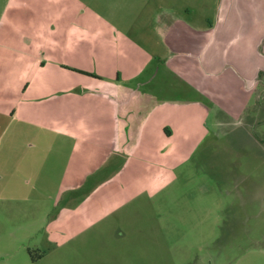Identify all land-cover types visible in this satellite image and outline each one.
<instances>
[{
  "label": "rangeland",
  "instance_id": "374dc122",
  "mask_svg": "<svg viewBox=\"0 0 264 264\" xmlns=\"http://www.w3.org/2000/svg\"><path fill=\"white\" fill-rule=\"evenodd\" d=\"M23 1L0 0V17L37 8ZM152 1L214 33L208 65L240 69L242 82L218 85L210 117L172 141L143 140L136 117L140 139L124 136L104 158H78L79 145L39 127L6 132L0 264H264V0Z\"/></svg>",
  "mask_w": 264,
  "mask_h": 264
},
{
  "label": "crops",
  "instance_id": "0c3cea01",
  "mask_svg": "<svg viewBox=\"0 0 264 264\" xmlns=\"http://www.w3.org/2000/svg\"><path fill=\"white\" fill-rule=\"evenodd\" d=\"M33 1L34 10L9 6L0 17L1 23L9 14L0 39V137H12L15 127H39L53 135L47 139L79 145L72 146L78 158H104L119 154L124 136L140 139L131 122L144 116L143 140L172 141L185 125L210 117L205 99H219L218 85L244 76L240 69L209 66L205 54L216 35L168 13L167 20L152 0L23 5ZM178 89L181 96L170 97ZM9 200L0 196L1 203Z\"/></svg>",
  "mask_w": 264,
  "mask_h": 264
},
{
  "label": "trees",
  "instance_id": "16d2710c",
  "mask_svg": "<svg viewBox=\"0 0 264 264\" xmlns=\"http://www.w3.org/2000/svg\"><path fill=\"white\" fill-rule=\"evenodd\" d=\"M92 76V75H91Z\"/></svg>",
  "mask_w": 264,
  "mask_h": 264
}]
</instances>
